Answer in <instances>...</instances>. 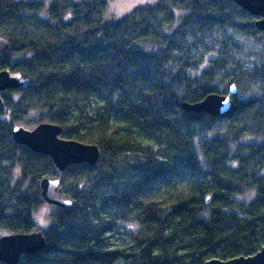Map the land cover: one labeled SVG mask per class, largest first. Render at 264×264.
Masks as SVG:
<instances>
[{
    "label": "trees",
    "instance_id": "1",
    "mask_svg": "<svg viewBox=\"0 0 264 264\" xmlns=\"http://www.w3.org/2000/svg\"><path fill=\"white\" fill-rule=\"evenodd\" d=\"M108 0H0V237L41 231L17 264H204L264 248V31L231 0H141L107 19ZM221 117L182 103L227 95ZM49 123L95 145L94 166L55 169L12 142ZM55 179L70 208L45 204ZM2 264V263H0Z\"/></svg>",
    "mask_w": 264,
    "mask_h": 264
},
{
    "label": "water",
    "instance_id": "2",
    "mask_svg": "<svg viewBox=\"0 0 264 264\" xmlns=\"http://www.w3.org/2000/svg\"><path fill=\"white\" fill-rule=\"evenodd\" d=\"M249 15L256 17L254 25L257 30L264 31V0H231ZM8 48V42L0 37V54ZM26 81L18 75H11L8 70L0 71V93L20 90ZM236 93L234 85L229 87L227 95L209 94L196 103H182L180 108L194 116L207 114L212 117L224 116L231 107L230 97ZM0 107L3 101L0 97ZM58 125L42 123L27 130L15 127L12 130V142L24 146L35 154L51 159L55 169L64 171L69 165L87 164L94 166L99 158V150L95 145L81 144L76 141L64 140L59 136ZM41 197L45 204L70 208L71 202L62 197L58 180L42 179L39 184ZM45 247V239L41 232L9 234L0 237V263L17 264L21 256L36 255ZM204 264H264V248L253 256L238 257L228 261L210 260Z\"/></svg>",
    "mask_w": 264,
    "mask_h": 264
},
{
    "label": "rangeland",
    "instance_id": "3",
    "mask_svg": "<svg viewBox=\"0 0 264 264\" xmlns=\"http://www.w3.org/2000/svg\"><path fill=\"white\" fill-rule=\"evenodd\" d=\"M141 3V0H108V7L105 12L107 19H117L125 14H129L135 6ZM24 129L30 130L33 127H23ZM52 206L43 204L34 215V220L37 226L41 230H45L49 223V215L51 213ZM41 232V231H34Z\"/></svg>",
    "mask_w": 264,
    "mask_h": 264
}]
</instances>
